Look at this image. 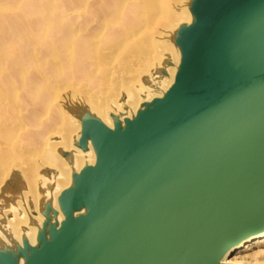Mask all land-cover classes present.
Masks as SVG:
<instances>
[{
    "label": "water",
    "instance_id": "1",
    "mask_svg": "<svg viewBox=\"0 0 264 264\" xmlns=\"http://www.w3.org/2000/svg\"><path fill=\"white\" fill-rule=\"evenodd\" d=\"M183 6L189 19L168 38L177 60L166 55L145 77L135 110L111 111L108 123L70 106L79 130L58 150L70 183L43 170L40 216L20 239L5 211L26 185L5 200L0 264H231L264 234V0Z\"/></svg>",
    "mask_w": 264,
    "mask_h": 264
},
{
    "label": "bare ground",
    "instance_id": "2",
    "mask_svg": "<svg viewBox=\"0 0 264 264\" xmlns=\"http://www.w3.org/2000/svg\"><path fill=\"white\" fill-rule=\"evenodd\" d=\"M5 2L0 3V198L10 179L24 181L18 209L5 211V216L12 213L8 226L20 239L30 217L39 219V201L49 183L43 170L59 173L60 188L70 183L69 168L58 154L73 148L79 130L70 106L85 104L108 123L111 111L135 110L145 77L166 55L177 60L168 38L189 15L185 0ZM76 159L80 168L83 158ZM29 235L34 241V228ZM263 243L264 234L233 250L225 262L264 264V250L251 249ZM244 249L249 253L242 256Z\"/></svg>",
    "mask_w": 264,
    "mask_h": 264
},
{
    "label": "rangeland",
    "instance_id": "3",
    "mask_svg": "<svg viewBox=\"0 0 264 264\" xmlns=\"http://www.w3.org/2000/svg\"><path fill=\"white\" fill-rule=\"evenodd\" d=\"M0 1H2V0H0ZM0 3H2V4L4 3L5 4L6 2H5V0H3ZM2 4H0V5H2ZM58 106H59V104H58ZM60 107L61 106H59V108ZM23 184L25 185L24 181H22L20 177L18 179H14V181L9 183L8 186L6 187L5 199L4 200H0V207H4L5 200H9L10 201L9 205L12 204L11 202L15 203V201L17 200V198L21 194V191L18 192V189L20 187H22ZM12 199H13V201H12ZM251 249H252V252L262 251V250H264V243L263 244L254 245L253 247H251ZM240 253L243 256V255H245L246 253H249V252L246 251V249H244V250L240 251ZM258 264H262V263H258Z\"/></svg>",
    "mask_w": 264,
    "mask_h": 264
}]
</instances>
